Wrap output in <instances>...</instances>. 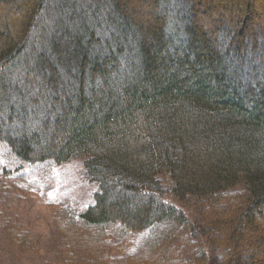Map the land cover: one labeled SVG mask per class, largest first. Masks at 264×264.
<instances>
[{"label":"trees","instance_id":"obj_1","mask_svg":"<svg viewBox=\"0 0 264 264\" xmlns=\"http://www.w3.org/2000/svg\"><path fill=\"white\" fill-rule=\"evenodd\" d=\"M252 2L211 19L212 0H0V142L20 163L83 159L98 185L93 205L56 218L65 264H264ZM166 192L192 199L201 224ZM196 239L200 256L180 258Z\"/></svg>","mask_w":264,"mask_h":264},{"label":"rangeland","instance_id":"obj_2","mask_svg":"<svg viewBox=\"0 0 264 264\" xmlns=\"http://www.w3.org/2000/svg\"><path fill=\"white\" fill-rule=\"evenodd\" d=\"M124 1L136 11L142 3V0ZM259 1L251 0L254 6L250 23L263 30L264 6ZM212 2L214 11L208 12L206 17L214 19L224 13L229 0ZM241 2L243 4L246 0ZM158 177L164 186L169 184L167 176ZM97 191L98 185L91 182L85 173L83 159L64 164L20 163L0 142V264H65L62 255L59 256L63 240L56 218L65 211L76 215L93 205ZM241 193V188L229 191L232 195ZM164 197L183 210L190 221L201 224L202 215L192 199L179 200L169 192ZM149 234L150 230L135 232L132 244L127 247L128 254L139 255L140 242ZM195 242L196 245L178 252L180 258L191 261L200 256L201 241L196 239ZM69 251V255L73 253ZM111 257L117 260L123 255L116 251Z\"/></svg>","mask_w":264,"mask_h":264}]
</instances>
